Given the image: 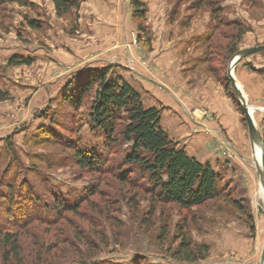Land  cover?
I'll list each match as a JSON object with an SVG mask.
<instances>
[{
  "label": "rangeland",
  "instance_id": "1",
  "mask_svg": "<svg viewBox=\"0 0 264 264\" xmlns=\"http://www.w3.org/2000/svg\"><path fill=\"white\" fill-rule=\"evenodd\" d=\"M77 1L60 16L51 0L0 3V90L9 95L0 101V227L15 231L21 245V263L8 264H66L93 249L98 264H258L264 178L227 69L238 50L264 43V0H141L140 19L133 15L132 0ZM172 47L183 69L177 75L203 73L212 79L214 93L231 102L237 121L233 133L214 114L201 111L200 117L193 115L185 137L170 136L161 113L166 102H156L144 87L171 94L157 78L156 61L157 52ZM13 55L32 62L10 65ZM104 67L112 78L124 77L145 107L157 106L160 124L177 147L211 165L220 178L218 196L183 208L153 200L104 171L117 168L130 143L121 141L107 151L98 130L89 128L93 90L79 108L66 100L68 94L78 95L76 79ZM232 74L248 105L256 108L253 120L264 154V49L238 60ZM174 111L190 116L183 106ZM78 143L101 153L108 167L100 173L79 167L71 148ZM28 191L39 204L25 196ZM134 193L136 212L130 206ZM53 198L68 204L79 200L78 211L55 217L43 208ZM152 206L151 224L145 225ZM181 231L192 243L193 262L172 255Z\"/></svg>",
  "mask_w": 264,
  "mask_h": 264
},
{
  "label": "trees",
  "instance_id": "2",
  "mask_svg": "<svg viewBox=\"0 0 264 264\" xmlns=\"http://www.w3.org/2000/svg\"><path fill=\"white\" fill-rule=\"evenodd\" d=\"M4 0H0V3ZM22 1V0H17ZM57 15L68 12L78 6L77 0H51ZM133 15L143 17L144 6L141 0H132ZM34 25V24H33ZM144 30L143 25H138ZM150 39L146 38L149 47ZM235 50L230 48L229 52ZM32 59L22 55H13L7 61L10 65L30 64ZM78 95L68 94L66 100L79 108L84 98L93 90L94 98L88 113L89 128L98 130L107 151H112L121 141L130 143L117 168H107L106 158L96 150L74 144L73 158L81 168L100 173L110 172L117 181L128 184L130 188L139 187L152 196L153 200L172 202L183 208H190L204 204L219 195V175L208 163H201L189 156L183 147H177V142L168 136L160 124V110L156 107H145L140 94L121 76L112 78L110 68L98 71H86L84 77L76 79ZM9 98L8 92L0 90V101ZM71 99V100H70ZM11 145L10 141L7 143ZM123 166L127 168L124 169ZM132 176H137L136 180ZM138 180V181H137ZM33 191V190H32ZM27 197L33 199L30 191ZM5 197V196H3ZM26 198V197H25ZM34 204H39L37 198ZM133 212L138 209L135 193L130 197ZM12 204L13 199L9 200ZM80 201L66 203L53 198L51 205H43L45 210L55 213V217H62L63 212L78 211ZM233 205L242 209L241 203L233 200ZM148 216L143 218L145 225L151 224L154 207L148 210ZM167 225H162L159 238L166 234ZM179 235L178 246L172 255L181 260L195 261L193 246L189 237L183 233ZM101 240L104 238L100 237ZM0 259L3 264L13 260L21 263V245L15 231H6L0 227ZM90 249V248H89ZM69 258L66 264H98L95 251ZM20 258V259H19Z\"/></svg>",
  "mask_w": 264,
  "mask_h": 264
},
{
  "label": "crops",
  "instance_id": "3",
  "mask_svg": "<svg viewBox=\"0 0 264 264\" xmlns=\"http://www.w3.org/2000/svg\"><path fill=\"white\" fill-rule=\"evenodd\" d=\"M173 42V41H172ZM177 49H162L157 52V69L156 75L159 81L169 88L171 94L165 93L158 87L153 91L152 87H144L146 91L153 92L155 101H165L166 107L164 112L161 111L163 120L167 124V128L171 130V137H185L189 129L193 128V115L201 116V111H207L216 116V120L226 130V132L233 133L234 127L237 123L235 111L227 97H221L218 92L214 93L212 87V79L205 76L203 73L198 77L192 75L190 70H187L185 75L181 73V62L176 60ZM197 52L194 54V56ZM186 55V54H185ZM185 65L182 66V68ZM189 67V66H188ZM178 72V73H179ZM124 78V77H123ZM125 79V78H124ZM126 80V79H125ZM207 81V82H205ZM200 95H197V92ZM147 106H155L148 103ZM188 108L190 116L181 117L174 113L177 108ZM157 107V106H155Z\"/></svg>",
  "mask_w": 264,
  "mask_h": 264
},
{
  "label": "water",
  "instance_id": "4",
  "mask_svg": "<svg viewBox=\"0 0 264 264\" xmlns=\"http://www.w3.org/2000/svg\"><path fill=\"white\" fill-rule=\"evenodd\" d=\"M263 49H264V43L238 50L230 59L229 66L227 69V76L229 78L232 90H233L236 98L238 99L239 106L242 109V112L244 114V119L246 121V126H247V130H248V134L250 136L251 142L260 147V165L259 166H261V167L258 166V169L264 178V154H263L262 136H261L253 118H252V111L253 110L250 111V109L248 108L247 102L244 98V95H243L241 89H239V87L237 86L235 78L232 74L235 63L238 60L248 56L249 54H252L254 52H257V51H260ZM258 264H264V240H263L262 250L260 253V258H259Z\"/></svg>",
  "mask_w": 264,
  "mask_h": 264
},
{
  "label": "bare ground",
  "instance_id": "5",
  "mask_svg": "<svg viewBox=\"0 0 264 264\" xmlns=\"http://www.w3.org/2000/svg\"><path fill=\"white\" fill-rule=\"evenodd\" d=\"M236 84H237V86L239 87V89H241V87H240V85H239V83H238L237 81H236ZM241 91H242V90H241ZM242 93H243V95H245L244 91H242ZM244 98H245V96H244ZM245 100H246V99H245ZM246 102H247V101H246ZM247 106H248V108L250 109V111L253 110V111H252V118H253V112H254V110H255L256 108H254V107H252V106H249L248 103H247ZM255 146H257V145H255ZM254 155H255V160H256V162L260 165V147H259V146L255 147ZM263 193H264V191H263Z\"/></svg>",
  "mask_w": 264,
  "mask_h": 264
}]
</instances>
